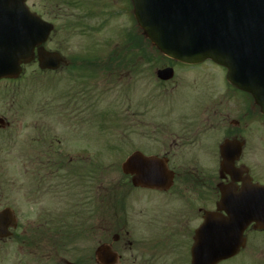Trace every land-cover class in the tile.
<instances>
[{
	"label": "flooded vegetation",
	"instance_id": "1",
	"mask_svg": "<svg viewBox=\"0 0 264 264\" xmlns=\"http://www.w3.org/2000/svg\"><path fill=\"white\" fill-rule=\"evenodd\" d=\"M121 1L126 5L117 13L106 5L92 15L85 14L86 18L108 22L120 14L129 19L127 0ZM30 9L49 22L46 14ZM121 32H130L127 23ZM137 42V53L133 44L116 48L95 45L90 61L64 59L61 72L93 63L98 73H92L89 87L103 96L107 93L100 92L104 87L99 83L111 88L113 59L121 58L116 63L122 70L118 80H123L122 147L128 151L126 159L139 151L164 165L152 182L135 183L137 174H123L115 186L99 187L96 140L88 144L89 140L80 141L76 134L98 128L111 132L117 122L113 115L103 113L98 127V114L93 112L97 97L81 91L77 97L59 98L54 117L68 125V133L57 132L43 111L30 119L29 155L20 157L29 165L25 172L29 181L27 188H19L15 170L19 157L15 138L9 139L8 131L22 128L19 114L27 103L16 84L23 78L29 84V62L18 79L0 81L13 85L11 108L7 114L0 113L4 121L0 122L4 133L0 140V212L7 213L0 220V264H193L198 236L204 241L207 235L202 229L204 218L217 209L220 189L231 184L241 189L249 181L264 185L253 143L254 122L264 116L251 98L227 81L225 86L207 81V75L193 72L194 80H188L191 70L203 64L189 66L168 60H160L159 67L148 65L152 81L146 90L141 84L146 78L145 45L139 37ZM32 64L39 65L37 55ZM165 68L175 71L173 80L157 77V71ZM99 70L107 75L99 79ZM200 82L206 84L202 89L197 88ZM184 83H193L199 96L193 111L154 105ZM20 191H26L29 216L23 211L27 209L19 207Z\"/></svg>",
	"mask_w": 264,
	"mask_h": 264
},
{
	"label": "water",
	"instance_id": "2",
	"mask_svg": "<svg viewBox=\"0 0 264 264\" xmlns=\"http://www.w3.org/2000/svg\"><path fill=\"white\" fill-rule=\"evenodd\" d=\"M27 0H0V79L16 78L21 64L34 60L39 48L42 69H59L61 58L44 50L53 25L29 12ZM145 37L164 56L196 64L205 60L228 69V80L250 93L264 114V0H132ZM34 22L27 30V24ZM170 80L173 70L158 72ZM227 166V163L224 164ZM163 165L135 153L123 164L126 174L151 182ZM218 211L205 217L208 241L194 264H219L246 246L245 231H264V186L246 183L241 191L221 189ZM222 212H225L223 214ZM3 214L0 215V219ZM204 256V257H203Z\"/></svg>",
	"mask_w": 264,
	"mask_h": 264
},
{
	"label": "rangeland",
	"instance_id": "3",
	"mask_svg": "<svg viewBox=\"0 0 264 264\" xmlns=\"http://www.w3.org/2000/svg\"><path fill=\"white\" fill-rule=\"evenodd\" d=\"M75 0H29L27 1L28 6L34 7L36 11L46 14L49 21H51L56 26V31L53 34L51 41L47 44L48 49L51 51H57L65 59L69 60H80L84 59L85 54H89L91 49H95L97 45H109L111 48H115L118 45H123V39L120 35L121 29L125 27L127 23L130 27L134 24L128 17H120L122 15L116 14L117 19L110 21L101 22L99 17L93 19H87L85 13L88 9H92L94 4L93 0H88L86 6H81L80 8H75ZM98 10H103L107 5L108 7L113 6L115 13H117L122 6L126 5L121 0H99ZM124 4V5H123ZM97 8V6L95 5ZM115 14L114 12H112ZM131 18V17H130ZM81 20V21H80ZM83 23V26H76V23ZM100 26L103 28L97 31ZM135 53H137L136 45L134 39L131 40ZM145 42V43H144ZM145 46L144 59L146 61V73L144 79H141V84L145 86L147 90L150 86L152 79L150 78L149 67L154 65L159 67L160 58H158L155 53H153L148 45L147 41H143ZM96 45V46H95ZM151 55L148 58L147 54ZM151 53V54H150ZM154 55V56H153ZM132 50L131 56L132 58ZM203 67L196 69V71L191 70L192 75L188 77V80L193 81L192 78L196 72L198 75L205 77L207 75V81L214 82L217 85L225 86L226 82V71L222 67L212 64V62H207L202 65ZM83 72L81 79H69V73L67 71L60 73L47 74L43 73L38 65H29V84L26 78L20 80L16 86L20 87L22 94V100L25 105L22 113L19 114V123L22 128L16 131H8L10 133L9 139H14L13 142L16 148V154L19 157L16 160L15 170H16V181L19 188H27V182L29 177L25 175V172H29V165L25 159L20 158L21 156L29 155V124L32 117L38 118L39 113L43 111L46 118L51 126L59 133L69 132L68 125L62 123L61 118H56V109L60 106L59 98L65 97H77L81 91L87 94V97H91L93 93L97 97V108H94L97 117L99 118L101 114L109 113L113 115L114 122H117V126L113 124L111 132L103 133L104 129H94L93 131L82 129L76 134V138L80 141L96 140V145L98 149V166L103 169L99 171V178H101L102 185L100 187H112L119 183L120 178L123 176L121 173L120 166L124 162L126 155L128 154L127 149L122 147V127H121V115L123 107V99L121 97L122 92V81L118 80L122 76V70H113L110 75L113 82L110 83L111 88L107 89V85L103 82V89L100 92L107 93V95L100 96L95 91H93L89 86L92 82V75L87 71V67L80 68ZM100 71V70H99ZM107 74L100 71L98 75L99 79ZM185 75L184 77L188 76ZM176 81H181L182 79H175ZM113 83V84H112ZM193 83L183 84L180 86L173 94L165 95L163 99L154 101V105L157 107L173 106L177 111L191 112L197 106L195 103L198 101L199 96L192 87ZM204 82L198 83L197 88H204ZM148 92V91H147ZM13 94V85L11 82L0 84V113L7 114V110L11 108L10 98ZM203 96V95H200ZM68 102V101H67ZM5 107H7L5 109ZM73 107V106H70ZM47 109V111H46ZM55 109V111L53 110ZM16 110L14 107L13 112ZM49 115H48V114ZM23 115V118H22ZM9 116V115H8ZM119 118V121H118ZM100 122H98V127ZM256 135L253 138V143L256 149V163L259 164L261 172L264 174V120H258L254 122ZM4 133L0 132V140L4 138ZM105 134V135H104ZM62 139V137H60ZM100 140H103L100 141ZM105 142V143H104ZM82 144V142H80ZM109 143V144H108ZM107 145V147L105 146ZM26 191L19 192V207L23 210L25 214L29 216V200L25 195ZM25 196V197H24ZM29 218V217H28ZM247 247L235 258L225 261L221 264H264V232L250 230L247 235Z\"/></svg>",
	"mask_w": 264,
	"mask_h": 264
},
{
	"label": "trees",
	"instance_id": "4",
	"mask_svg": "<svg viewBox=\"0 0 264 264\" xmlns=\"http://www.w3.org/2000/svg\"><path fill=\"white\" fill-rule=\"evenodd\" d=\"M147 43L149 44V42L147 41Z\"/></svg>",
	"mask_w": 264,
	"mask_h": 264
}]
</instances>
